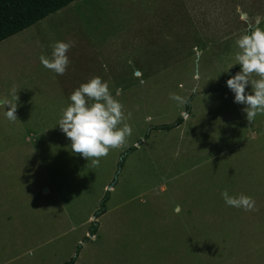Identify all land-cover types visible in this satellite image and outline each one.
Returning a JSON list of instances; mask_svg holds the SVG:
<instances>
[{"label": "rangeland", "instance_id": "obj_1", "mask_svg": "<svg viewBox=\"0 0 264 264\" xmlns=\"http://www.w3.org/2000/svg\"><path fill=\"white\" fill-rule=\"evenodd\" d=\"M257 15L264 0H75L0 41V98L18 90L17 120L0 107V264H64L78 245L74 264H264V115L249 123L226 83ZM54 41L74 45L64 75L39 59ZM93 76L132 128L98 166L57 124Z\"/></svg>", "mask_w": 264, "mask_h": 264}, {"label": "clouds", "instance_id": "obj_2", "mask_svg": "<svg viewBox=\"0 0 264 264\" xmlns=\"http://www.w3.org/2000/svg\"><path fill=\"white\" fill-rule=\"evenodd\" d=\"M264 17L257 15L236 39L237 51L234 54V65L240 70L230 75L226 83L234 93V102L242 104L246 119L252 123L258 114L264 115V28L260 27ZM72 42L54 41L50 44L51 55L41 54V64L58 75H64L69 64L68 51ZM227 71V70H226ZM225 71V72H226ZM251 85V91H246ZM17 89H11V99L0 98V107H7L5 115L10 121L17 120ZM170 99L179 105L188 104V98L176 93H169ZM123 104L116 99L107 81L100 76H93L87 82L81 83L70 94V103L61 109L57 122L60 130L71 141V150L82 157L91 160L93 166H98L100 158L106 157L112 149L126 146L127 138L132 134V128L127 123L131 118L129 112L125 115ZM225 203L231 207L254 210L255 201L243 193L230 195L227 189L221 192Z\"/></svg>", "mask_w": 264, "mask_h": 264}, {"label": "trees", "instance_id": "obj_3", "mask_svg": "<svg viewBox=\"0 0 264 264\" xmlns=\"http://www.w3.org/2000/svg\"><path fill=\"white\" fill-rule=\"evenodd\" d=\"M75 0H0V41L28 28L37 21L55 13L56 11L67 6ZM231 74L226 75V78ZM182 117L178 116L174 122L154 125L151 129L170 130L181 124ZM134 147L129 148V151ZM124 157L122 156L118 162L122 166ZM108 199V192L101 201V207L96 213V217L105 211V202ZM97 222L93 221L90 226L89 234L93 236L97 230ZM88 239V237H85ZM80 245L77 246L76 253L64 264H74Z\"/></svg>", "mask_w": 264, "mask_h": 264}, {"label": "water", "instance_id": "obj_4", "mask_svg": "<svg viewBox=\"0 0 264 264\" xmlns=\"http://www.w3.org/2000/svg\"><path fill=\"white\" fill-rule=\"evenodd\" d=\"M245 15H246V14H245L244 12H241V16H242V17H245ZM136 73H138V72H136ZM185 114H186V113H185Z\"/></svg>", "mask_w": 264, "mask_h": 264}]
</instances>
